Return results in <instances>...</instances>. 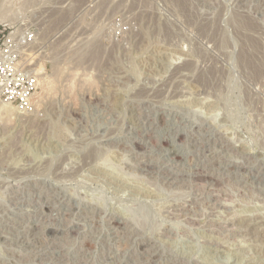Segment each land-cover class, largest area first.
Instances as JSON below:
<instances>
[{
    "label": "rangeland",
    "instance_id": "rangeland-1",
    "mask_svg": "<svg viewBox=\"0 0 264 264\" xmlns=\"http://www.w3.org/2000/svg\"><path fill=\"white\" fill-rule=\"evenodd\" d=\"M0 30L38 77L0 100V264H264V0H0Z\"/></svg>",
    "mask_w": 264,
    "mask_h": 264
},
{
    "label": "built area",
    "instance_id": "built-area-1",
    "mask_svg": "<svg viewBox=\"0 0 264 264\" xmlns=\"http://www.w3.org/2000/svg\"><path fill=\"white\" fill-rule=\"evenodd\" d=\"M34 45L33 31L0 30V100L26 114L33 111L38 90L36 71L28 64Z\"/></svg>",
    "mask_w": 264,
    "mask_h": 264
},
{
    "label": "bare ground",
    "instance_id": "bare-ground-1",
    "mask_svg": "<svg viewBox=\"0 0 264 264\" xmlns=\"http://www.w3.org/2000/svg\"><path fill=\"white\" fill-rule=\"evenodd\" d=\"M91 49V48H90ZM89 49V50H90ZM94 49V48H93ZM90 51H95V49L94 50H90ZM89 51V52H90ZM87 52V51H86ZM89 52H87V53H89ZM92 52H90V53H92ZM94 53H96L97 54V52L95 51ZM93 54V53H92ZM87 55V54H86ZM92 56V55H91ZM97 57H98V55H97ZM91 58V57H90ZM92 58H93V56H92ZM92 61L94 60V59H91ZM96 61V60H95ZM37 72L38 73H42V76L39 78V87H44L45 85H47V83H48V78L46 77V76H44L45 75V73H43V70H42V68L41 67H39L38 69H37ZM85 81V80H84ZM48 86V85H47ZM45 89V88H44ZM38 94V93H37ZM36 97H38V96H36ZM38 105V104H37ZM39 106V105H38ZM4 112H6L5 114H7L8 116L7 117H9V116H12V115H14V116H16L18 113L15 111V110H13L12 109V107L10 108V107H5V111ZM3 112V113H4ZM34 115V114H33ZM11 118V117H10ZM10 118H8V119H10ZM15 118V117H14ZM13 119V118H12ZM20 119V118H19ZM14 121V120H13Z\"/></svg>",
    "mask_w": 264,
    "mask_h": 264
}]
</instances>
